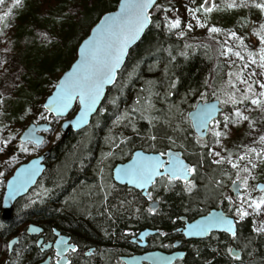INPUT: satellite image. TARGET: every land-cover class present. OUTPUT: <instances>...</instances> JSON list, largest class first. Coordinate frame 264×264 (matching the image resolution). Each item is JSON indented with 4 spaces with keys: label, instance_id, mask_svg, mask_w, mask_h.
Instances as JSON below:
<instances>
[{
    "label": "trees",
    "instance_id": "16d2710c",
    "mask_svg": "<svg viewBox=\"0 0 264 264\" xmlns=\"http://www.w3.org/2000/svg\"><path fill=\"white\" fill-rule=\"evenodd\" d=\"M118 2L0 0V23L7 20L11 25V33L6 36L11 47L9 58L13 60V69L18 68L17 75L7 74L6 86H0V132L9 140L0 153V200L15 168L40 153L47 143V138L42 147L21 141L24 125L40 118L32 108L23 120L19 119L20 113L34 104L42 109L40 100H45L53 90V80L71 65L91 27L104 13L116 9ZM7 9L9 18L4 19ZM152 19V25L130 51L116 83L107 91L90 125L64 138L60 128L49 131L54 134L49 146L52 152L37 186H41L42 196L25 206L26 198L19 199L9 221L0 215V264H36L41 254L36 242L26 233L30 223L42 225L47 239L51 238L53 228L71 235L80 244L71 264H118L121 255L136 248L127 231L166 230L172 240L180 237L176 229L182 215L192 219L211 206H225L229 185L219 191L212 185L204 187L172 179L177 184L158 192L161 205L152 211L142 193L128 192L125 186L116 185L111 179L113 166L128 160L137 149L179 151L193 167L202 151L207 169L211 166L208 147H203L207 138L202 140L197 136L187 113L200 100L222 99L226 93L222 85L214 82L220 60L219 43L213 37L178 39L168 33L164 10L157 5L152 10ZM200 44L206 45L209 55L198 50ZM238 70V67L229 69L226 75L228 78L235 74V86ZM232 86L229 84L227 88ZM147 100L154 108L153 120L141 115L132 121L121 119L125 107L129 110L132 106L145 105ZM243 108H248V104L240 109ZM42 112L44 117L40 120L52 122V115L45 109ZM121 131L126 138H120ZM111 137L115 138L114 142ZM114 145L118 146L113 149ZM108 153L114 158L108 173L111 185L107 183L99 191L97 161ZM212 170L209 171L212 181L222 184ZM239 174L247 172L242 169ZM233 208L228 209L229 214L236 216L237 210ZM252 224L253 217L238 222L234 237L215 232L205 239L188 242L185 257L175 264H264V232L256 233ZM15 236L20 242L9 253L7 242ZM231 246L243 247L240 257L231 254ZM90 248L93 252L87 255Z\"/></svg>",
    "mask_w": 264,
    "mask_h": 264
},
{
    "label": "water",
    "instance_id": "95a60500",
    "mask_svg": "<svg viewBox=\"0 0 264 264\" xmlns=\"http://www.w3.org/2000/svg\"><path fill=\"white\" fill-rule=\"evenodd\" d=\"M158 2L159 0H119L116 9L104 13L81 41L76 59L58 78L52 92L43 103L44 109L55 118L67 117L78 106L76 114L61 123L63 138L72 131L78 132L90 125L107 91L116 83L130 51L142 41L152 25L151 13ZM212 7L213 0H205L202 5L206 11L211 10ZM223 110L221 100L215 98L199 101L188 112V118L200 139L208 136L211 123L219 118ZM52 128L51 122H31L22 131L20 139L22 142L41 147L45 144L46 133ZM51 152L52 149L48 148L21 163L8 178L0 204L3 220L12 219L17 201L37 185L46 171L47 159L51 156ZM164 175L184 181H190L193 177L187 160L179 152H171L164 156L161 152L137 149L130 159L117 163L113 168V178L116 183L138 189L145 196L156 179ZM244 182L245 178L242 177L231 184L230 189L236 197L240 196ZM257 187L263 190L264 181L259 182ZM151 207L157 209L159 201L154 200ZM157 231L153 228L141 230L138 234L140 244L145 245L147 237ZM26 232L32 236H40L38 245L43 244L44 228L41 225L30 223ZM213 232H226L236 236L235 217L228 215L223 209L213 208L208 213L187 222L183 228L186 239H204ZM56 234H58L57 239L54 242L44 243L42 250L54 247L59 257L57 263L69 264L70 258L67 253L70 250L76 252L79 247L71 242L70 236L61 234L57 230ZM18 243V236L9 241V253L13 252ZM231 254L240 257L241 250L233 247ZM184 256V250L173 252L154 250L141 255L123 256L122 260L125 264H174ZM38 264H52L51 257Z\"/></svg>",
    "mask_w": 264,
    "mask_h": 264
},
{
    "label": "rangeland",
    "instance_id": "374dc122",
    "mask_svg": "<svg viewBox=\"0 0 264 264\" xmlns=\"http://www.w3.org/2000/svg\"><path fill=\"white\" fill-rule=\"evenodd\" d=\"M204 1L159 0L157 3V7H162L164 10L165 28L168 33L178 39L189 36L200 40L211 37L217 40L220 60L214 82L217 86L222 85L226 93L228 91L221 99L224 111L211 124L208 137L203 144V147H208L211 166L207 169L204 153L199 151L200 158L194 160V167L192 166L194 176L190 184H200L204 187L212 185L215 189L223 191L244 169L247 172L248 183H246L245 195L235 201L237 210L235 218L238 222H244L247 218L253 217V230L262 233L264 232V189H258L257 184L264 181V0H213V7L209 11L202 8ZM5 14L7 17L4 19H8V9L5 10ZM10 26L7 20L0 23V86L2 87L6 86L4 78L7 74L17 75L18 72V68L13 69V60L9 58L11 47L6 36L11 33ZM197 48L199 51L208 52L206 45L200 44ZM237 67L239 70L235 72L238 73L235 86V74H231L228 78L226 75L227 70ZM60 75L53 80L52 88ZM229 84L233 86L227 88ZM44 101L40 100L43 110ZM149 103L147 100L145 105L132 106L130 111L125 107L121 119L129 118L132 121L141 115L149 118L150 121L153 120L155 112ZM245 103L248 104V108L240 109ZM1 107L2 104L0 109ZM31 108L36 112L35 114L38 113L40 119L44 117L41 107L34 104L23 108L19 119L26 118ZM77 110L78 107L64 118L51 116L54 128L61 129V123L73 117ZM40 119L36 122L41 121ZM232 120L234 122L231 123ZM237 127L239 129L236 131ZM46 134L47 143L44 150L54 141V134ZM123 134V131L119 134L121 139L126 138ZM111 138L114 142L115 138ZM8 143V138L0 132V153L5 150ZM117 146L114 145L112 148L115 149ZM113 159L112 153H108L97 161L99 191L107 183L111 185L108 173ZM210 169H214L212 173L215 172L220 177L222 184L212 181ZM172 184L177 183L172 180H162L157 189L160 187L169 189ZM42 194L43 191L39 186L26 197L23 206L39 199ZM0 225L2 226L1 221ZM239 249L242 250L243 247Z\"/></svg>",
    "mask_w": 264,
    "mask_h": 264
},
{
    "label": "flooded vegetation",
    "instance_id": "af4514ba",
    "mask_svg": "<svg viewBox=\"0 0 264 264\" xmlns=\"http://www.w3.org/2000/svg\"><path fill=\"white\" fill-rule=\"evenodd\" d=\"M163 155L164 156H167V153H163ZM115 166V165H114ZM114 166H113V168H114ZM113 168H112V170L110 171L111 172V174H112V180H113V182H114V184H116V185H121V184H118V183H116L115 182V180H114V178H113ZM191 170H192V172H193V169H192V167H191ZM44 175V174H43ZM43 177V176H42ZM41 177V178H42ZM240 177H245L246 178V180H245V186H244V189L242 190V193L240 194V196L239 197H236L235 195H234V193L231 191V189H230V186H231V184L233 183V182H235L236 180H238ZM40 178V179H41ZM162 180H172L171 178H169L168 176H161V177H159V178H157V180L155 181V183H154V185L151 187V189L149 190V192H148V194L145 196V195H143V193L141 192V191H139L138 189H135V188H133V187H129V186H127V185H123V186H125L126 188H127V191L129 192V191H137V192H140V193H142V195L144 196V197H146L147 198V201H148V203H149V207H150V209H152V207H151V203L154 201V200H158L159 201V207H160V205H161V196L158 194V192L159 191H161V190H165L166 188H164V187H160V188H158L157 189V187H155V185L158 183L159 184V182L160 181H162ZM173 180H180V181H182V182H185V181H183V180H181V179H179V178H177V179H173ZM40 181V180H39ZM39 183V182H38ZM38 183H37V185L33 188V189H31V191L25 196V198L34 190V189H36L37 188V186H38ZM190 183V182H189ZM246 183H248V176H247V174H239V175H236L235 176V178H234V180L229 184V192L228 193H226L225 194V199H224V204H225V206H223V207H221L220 206V204H217L216 206H214V207H211V208H209L207 211H205V212H203L202 214H200V215H198V216H196V217H194V218H192V219H189L186 215H182L181 217H180V222H181V224L179 225V227L176 229V231L180 234V237H177V238H175V239H172L171 240V238H168L167 237V235H168V233H167V231L166 230H158L157 231V233H155L154 235H150V236H148L147 237V241H146V243H145V245H141L140 244V242H141V240L138 238V234L140 233V231L137 233V232H133V231H127V233L130 235V241L133 243V244H135V246H136V248H135V250L132 252V253H129V254H125V255H121L120 256V262L118 263V264H125L124 262H123V260H122V257L123 256H131V255H141V254H144L145 252H148V251H154V250H161V251H165V252H173V251H176V250H184L185 251V255H186V253H187V245H188V242H190V241H193V240H195V239H186L185 237H184V235H183V228H184V226H185V224L187 223V222H190V221H193L194 219H196L197 217H199V216H201V215H204V214H206V213H208L211 209H213V208H217V209H223L228 215H230L229 214V208L230 209H232L233 207H235L236 205H235V201H236V199H238V198H240V197H242V196H244L245 195V192H246V187H247V185H246ZM122 186V185H121ZM164 188V189H163ZM106 188H104V193L105 194H107L108 193V191H106L105 190ZM159 207L157 208V209H152V211H156V210H158L159 209ZM235 211H236V208H233ZM183 217H185L184 219H183ZM40 225V224H39ZM42 226V225H41ZM43 227V226H42ZM44 228V227H43ZM56 230L57 231H60V233L61 234H65V235H68V236H70L71 237V242H73L74 244H77L78 245V247H79V249H78V251H76V252H73L72 250H70L69 251V253H67V255H68V257L70 258V263L69 264H71L72 263V257L75 255V254H77L79 251H80V244H78V243H76L74 240H73V238H72V236L71 235H69L68 233H65V232H63L62 230H60V229H58V228H53V231H52V235H51V238L50 239H47V237L45 236V228H44V232H43V236H44V242H43V244L44 243H46V242H49V241H52V242H54L56 239H57V237H58V234H56ZM237 231H238V221H237ZM27 233V232H26ZM27 235L28 236H30V237H32V239L36 242V245H37V247L39 248V250H40V257L37 259V262H36V264H38L39 262H41V261H43V260H45L47 257H51V263L52 264H58L57 263V260H58V256H57V254H56V250H55V248L54 247H51L50 249H47V250H42V246H43V244L41 245V246H39L38 245V239H39V237L40 236H32V235H29L28 233H27ZM237 235V234H236ZM209 237V236H208ZM234 237V236H233ZM207 238V237H206ZM205 239V238H204ZM19 242H20V238H19ZM178 242V243H177ZM177 243V244H176ZM167 246V247H166ZM232 247H234V246H231V248ZM87 253V255H91V253L93 252V250H92V248H90L89 250H87L86 251ZM185 257V256H184ZM180 260H182V259H180ZM179 260H177L176 262H178ZM175 262V263H176ZM174 263V264H175ZM148 264H150V263H148Z\"/></svg>",
    "mask_w": 264,
    "mask_h": 264
}]
</instances>
